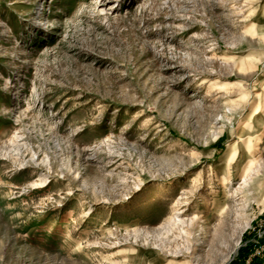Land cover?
I'll use <instances>...</instances> for the list:
<instances>
[{
  "label": "rangeland",
  "instance_id": "obj_1",
  "mask_svg": "<svg viewBox=\"0 0 264 264\" xmlns=\"http://www.w3.org/2000/svg\"><path fill=\"white\" fill-rule=\"evenodd\" d=\"M263 94L264 0H0V264H264Z\"/></svg>",
  "mask_w": 264,
  "mask_h": 264
},
{
  "label": "bare ground",
  "instance_id": "obj_2",
  "mask_svg": "<svg viewBox=\"0 0 264 264\" xmlns=\"http://www.w3.org/2000/svg\"><path fill=\"white\" fill-rule=\"evenodd\" d=\"M263 120L264 112H260L259 114H257L254 111L240 124L238 139L235 140V142L232 144V152L228 155V159L232 162L235 161L238 168H241L242 172H246L247 170L249 171L257 162V154L258 152H260V149L256 144L260 143L261 137H258L256 140L252 138L253 136H251L252 130L250 129V126L253 123L261 126L263 124ZM261 134L262 133H260L259 135ZM243 143L245 144L244 147L241 146ZM255 189L257 190V192H264V175L259 176V179L256 181ZM224 205L226 204H223V206ZM221 209L225 210L226 207L224 206V208Z\"/></svg>",
  "mask_w": 264,
  "mask_h": 264
}]
</instances>
